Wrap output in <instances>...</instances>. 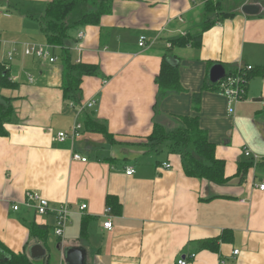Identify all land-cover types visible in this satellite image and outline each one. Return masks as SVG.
Returning <instances> with one entry per match:
<instances>
[{
	"label": "crops",
	"instance_id": "crops-1",
	"mask_svg": "<svg viewBox=\"0 0 264 264\" xmlns=\"http://www.w3.org/2000/svg\"><path fill=\"white\" fill-rule=\"evenodd\" d=\"M51 1L0 0V76L11 84L0 78V102L12 105L0 135V259L14 253L50 264L54 251L63 264L67 248H83L87 264H264V0H111V13L72 28L63 46L49 44L41 24ZM247 3L259 4L260 13L245 14ZM207 18L213 24L205 28ZM201 31L197 44L169 46ZM30 43L50 46L57 60L27 55ZM65 51L75 63L97 66V74L83 76L80 102L65 95ZM165 56L179 63L183 90L157 104ZM215 63L246 76L239 102L204 89ZM90 100L94 106L80 111ZM186 116H198L215 144L226 182L188 174L180 145L148 143L155 124L172 131ZM76 122L80 135L59 141L57 133ZM75 151L87 161L73 160ZM28 190L49 200L47 214L23 203ZM64 204L69 221L59 237L56 210ZM32 224L47 228L44 237ZM36 245L47 252L44 262L31 252Z\"/></svg>",
	"mask_w": 264,
	"mask_h": 264
},
{
	"label": "trees",
	"instance_id": "trees-1",
	"mask_svg": "<svg viewBox=\"0 0 264 264\" xmlns=\"http://www.w3.org/2000/svg\"><path fill=\"white\" fill-rule=\"evenodd\" d=\"M211 5L213 4H208L206 7L209 13L211 12L209 10H212ZM76 12H79L78 15L71 17ZM111 12V0H53L48 4L46 12L41 19V24L47 35L49 44L63 46L69 39L72 28L82 25L99 24L102 16ZM207 23L208 25L205 28L211 26L213 21L207 18ZM201 37L202 31L194 35L181 36L172 40L171 45H194L201 41ZM64 55L65 95L67 98H73L80 102L83 76L97 74V66L73 62L70 51H65ZM163 58L161 70L156 77L158 85L157 104L170 92L183 90L180 84L179 63H170L168 56ZM228 73L232 74L234 72L229 69ZM0 78L6 86L11 85L5 81L7 76H0ZM204 89L219 91V84H212L207 79ZM200 99L201 93H194L193 105H195L194 108L196 110L199 108ZM11 116L12 105L10 100L0 102V135L6 134L4 124L11 120ZM183 121L184 124L181 127L172 131H167V128L163 125L155 124L153 132L148 137L150 146L159 148L160 145H164L166 142H171L177 146L180 145L182 147L180 151L182 152L184 166L188 174L215 183L226 182L228 178L225 176V164L223 160L215 157L216 146L208 140L207 132L199 127L198 116H186L183 117ZM86 122L92 130L103 132L107 135V138L112 139L107 129H105V125L89 118ZM192 147H194V150L191 149ZM31 229L33 233L40 237H44L43 235L47 233V228L38 224H32ZM0 263L32 264L25 255L14 253L10 254L8 259H0Z\"/></svg>",
	"mask_w": 264,
	"mask_h": 264
},
{
	"label": "built area",
	"instance_id": "built-area-1",
	"mask_svg": "<svg viewBox=\"0 0 264 264\" xmlns=\"http://www.w3.org/2000/svg\"><path fill=\"white\" fill-rule=\"evenodd\" d=\"M1 14V11H0ZM85 33L83 31L79 32L80 38H83ZM146 36H141L139 40V45L140 46H145L146 45ZM171 46V44H169ZM25 53L27 55H34L42 60H48L50 62H55L57 60V57L52 55L50 51V46H44L42 44L38 43H30L27 44L25 47ZM11 52L9 53V55ZM248 70L252 69V66L247 67ZM245 75L237 76L235 73H228L224 78H222L217 84H219V91L223 92L227 98L229 103L233 102H239L241 99H243L245 89H244V84H245ZM95 104V100H90L87 103L83 104L80 107V111L85 110L87 107H93ZM232 108H230V111ZM82 129V124L81 122H76L72 129L68 131H60L57 133V139L59 141H66L68 139H76L80 135V130ZM246 156H250L251 153L250 151H245ZM72 159L75 161H82L86 162L87 158L82 156L79 152L75 151L72 155ZM168 167L171 165L168 164ZM126 173L128 175H131L134 173V169L132 167L127 168ZM259 188L261 190H264V183L259 185ZM27 207L32 208L35 210V212L38 215H44L47 214L50 210V202L47 198H45L40 192L36 190H28L25 194V200L23 202ZM86 204L82 205V208H85ZM14 209H19V205L16 204L13 206ZM57 221L55 224V234L59 237H63L64 232H65V227L69 221V214L70 210L68 209L67 205H62L60 206L57 210ZM104 228L110 230L113 228V224L111 219H107L104 222ZM235 254L238 253V250L234 251ZM192 257H195V254L191 255ZM179 264H188V261L186 258H181L178 262ZM220 264H227L225 260H221Z\"/></svg>",
	"mask_w": 264,
	"mask_h": 264
},
{
	"label": "water",
	"instance_id": "water-1",
	"mask_svg": "<svg viewBox=\"0 0 264 264\" xmlns=\"http://www.w3.org/2000/svg\"><path fill=\"white\" fill-rule=\"evenodd\" d=\"M242 11L247 15H257L261 11V6L256 3H247L242 6ZM227 74V67L223 63H215L210 67L208 79L212 84H217ZM42 252L43 248L40 245L32 248L33 254H41ZM64 256L67 264H87L86 251L83 248H68L64 251Z\"/></svg>",
	"mask_w": 264,
	"mask_h": 264
},
{
	"label": "rangeland",
	"instance_id": "rangeland-1",
	"mask_svg": "<svg viewBox=\"0 0 264 264\" xmlns=\"http://www.w3.org/2000/svg\"><path fill=\"white\" fill-rule=\"evenodd\" d=\"M79 12H76L74 15L72 14V16H77ZM70 17V18H71ZM68 249V248H67ZM45 250V249H44ZM31 252H32V249H31ZM46 256H47V252L46 250L44 252H42L41 254H38L37 255V260H38V263L39 261H42L44 262L45 259H46ZM62 260H63V264H67V260L65 258V256L63 255L62 257ZM49 261L50 264H60V260H59V257L56 255V253L53 251L51 254L49 253L48 257H47V262Z\"/></svg>",
	"mask_w": 264,
	"mask_h": 264
}]
</instances>
